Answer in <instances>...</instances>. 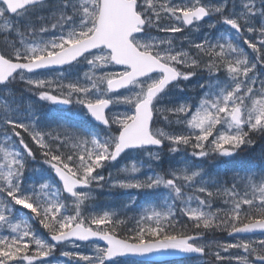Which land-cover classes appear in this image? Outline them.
<instances>
[{"label": "snow or ice", "instance_id": "snow-or-ice-1", "mask_svg": "<svg viewBox=\"0 0 264 264\" xmlns=\"http://www.w3.org/2000/svg\"><path fill=\"white\" fill-rule=\"evenodd\" d=\"M0 138V264H264V0H0Z\"/></svg>", "mask_w": 264, "mask_h": 264}, {"label": "rangeland", "instance_id": "rangeland-1", "mask_svg": "<svg viewBox=\"0 0 264 264\" xmlns=\"http://www.w3.org/2000/svg\"><path fill=\"white\" fill-rule=\"evenodd\" d=\"M248 51L250 52L251 50L248 49ZM86 67H81L79 69H75L73 70V75L75 74H80L82 75L84 71H86ZM52 75H55V73H53ZM190 96H188L189 98ZM35 101V100H33ZM66 107V106H65ZM36 108L39 110V112L42 114V116H47L48 115V109L49 106L46 105L44 102H38L36 103ZM77 110V112L79 111L78 108H75ZM0 140H2V138H0ZM125 163H127V161H125ZM36 167H39L36 166ZM115 173V169L112 170ZM129 197L127 195H121L118 196L116 194H114V192H108L106 189L101 192V193H97V199H96V206L98 208H113L116 210H120L122 208V206L128 202ZM138 202L140 205L142 206H147L144 205V201H143V197H138ZM215 207V205H214ZM137 213L135 212H127L126 215H122L121 218L122 219H127L130 216H136ZM43 232V230H41ZM251 239H260V238H264L262 236H257V237H248ZM234 238H227V239H221V240H217V241H227V242H233ZM173 264H196V262H186V263H182V262H175Z\"/></svg>", "mask_w": 264, "mask_h": 264}, {"label": "trees", "instance_id": "trees-1", "mask_svg": "<svg viewBox=\"0 0 264 264\" xmlns=\"http://www.w3.org/2000/svg\"><path fill=\"white\" fill-rule=\"evenodd\" d=\"M33 98V97H32ZM215 163V162H214ZM214 163H211V165H214ZM235 167V165H220L219 166V174L224 177L225 179H230L231 176L233 175V172L231 171V169ZM216 171H217V168L213 167V175L216 174ZM139 204V202H138ZM136 213V212H135ZM131 217L133 216H130L127 218L126 220V224L125 225H122L121 227H127V226H131L132 224V220L130 219ZM185 220H187L186 217H184ZM45 231V230H44ZM223 239V238H228V234L226 232H216L214 234H212V236L210 237V239H213V240H217V239Z\"/></svg>", "mask_w": 264, "mask_h": 264}, {"label": "water", "instance_id": "water-1", "mask_svg": "<svg viewBox=\"0 0 264 264\" xmlns=\"http://www.w3.org/2000/svg\"><path fill=\"white\" fill-rule=\"evenodd\" d=\"M254 234H259V233H254ZM254 234H250V235H254ZM181 258H185V257H163L162 259L164 261H167V260H175V259H181Z\"/></svg>", "mask_w": 264, "mask_h": 264}]
</instances>
